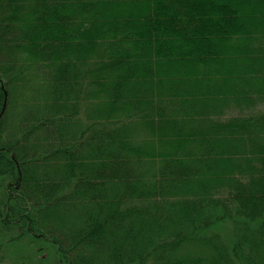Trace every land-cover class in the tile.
<instances>
[{"label": "trees", "instance_id": "16d2710c", "mask_svg": "<svg viewBox=\"0 0 264 264\" xmlns=\"http://www.w3.org/2000/svg\"><path fill=\"white\" fill-rule=\"evenodd\" d=\"M263 104L264 0H0V264H264Z\"/></svg>", "mask_w": 264, "mask_h": 264}, {"label": "rangeland", "instance_id": "374dc122", "mask_svg": "<svg viewBox=\"0 0 264 264\" xmlns=\"http://www.w3.org/2000/svg\"><path fill=\"white\" fill-rule=\"evenodd\" d=\"M260 108H262V109H263V108H264V104H263V105H260Z\"/></svg>", "mask_w": 264, "mask_h": 264}, {"label": "bare ground", "instance_id": "6f19581e", "mask_svg": "<svg viewBox=\"0 0 264 264\" xmlns=\"http://www.w3.org/2000/svg\"><path fill=\"white\" fill-rule=\"evenodd\" d=\"M220 141V140H219Z\"/></svg>", "mask_w": 264, "mask_h": 264}]
</instances>
